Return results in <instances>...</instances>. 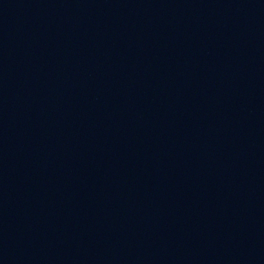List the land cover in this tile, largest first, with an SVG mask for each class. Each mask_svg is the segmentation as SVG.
Here are the masks:
<instances>
[{
    "label": "water",
    "instance_id": "1",
    "mask_svg": "<svg viewBox=\"0 0 264 264\" xmlns=\"http://www.w3.org/2000/svg\"><path fill=\"white\" fill-rule=\"evenodd\" d=\"M0 264H264V0H0Z\"/></svg>",
    "mask_w": 264,
    "mask_h": 264
}]
</instances>
